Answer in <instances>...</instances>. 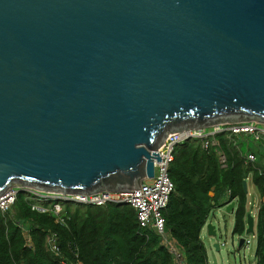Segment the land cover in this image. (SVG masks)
<instances>
[{
	"label": "water",
	"instance_id": "1",
	"mask_svg": "<svg viewBox=\"0 0 264 264\" xmlns=\"http://www.w3.org/2000/svg\"><path fill=\"white\" fill-rule=\"evenodd\" d=\"M243 123L264 126V0H0V197L139 190L170 134Z\"/></svg>",
	"mask_w": 264,
	"mask_h": 264
},
{
	"label": "trees",
	"instance_id": "2",
	"mask_svg": "<svg viewBox=\"0 0 264 264\" xmlns=\"http://www.w3.org/2000/svg\"><path fill=\"white\" fill-rule=\"evenodd\" d=\"M250 139L218 136L227 168L220 164L218 149L204 150L200 140L176 147L169 169L175 192L165 218L167 232L185 264H209L201 232L216 208L235 202L233 234L245 235L249 192L244 183L250 176L263 199L257 215L255 258L256 264H264V141L252 140L251 146L247 143ZM249 153L257 159L247 165ZM224 194L228 199L222 204ZM32 206L33 202L20 194L10 211H0V264H61L50 251V233L58 235L69 264H177L162 245V238L139 226L130 206L64 204L61 216L65 225L58 223L54 214L33 211Z\"/></svg>",
	"mask_w": 264,
	"mask_h": 264
},
{
	"label": "built area",
	"instance_id": "3",
	"mask_svg": "<svg viewBox=\"0 0 264 264\" xmlns=\"http://www.w3.org/2000/svg\"><path fill=\"white\" fill-rule=\"evenodd\" d=\"M258 126L259 124L257 123L227 124L215 126L211 129L188 130L170 134L163 147L158 151L161 160L155 164V177L143 182L139 190L132 192L104 191L93 195H67L64 193L46 192L33 187L13 188L0 197V211L3 213L10 211L17 202L18 196L27 194V199L33 202V211L42 214L52 213L57 217L58 223L65 225L66 221L61 216L64 211V204L93 207H106L108 205L130 206L135 210L139 226L159 235L162 238V245L167 247L175 256V261L185 264L183 254L177 249L167 232L165 218L171 195L175 192L169 169L174 161L176 147L190 140H200L203 143L204 150L218 149L220 164L222 168H227V157L223 151L219 150L218 136L228 134L248 137L256 142L264 141V127L260 129ZM256 159L254 154L249 153L246 156L247 165L255 163ZM250 179L251 176L247 182ZM52 202L54 203L51 204ZM259 210L260 207H257L256 218ZM256 236V234H253V238L256 239ZM243 237L246 239L244 246H249L251 241L246 238V233ZM49 248L56 257L61 259V264H69L63 257L59 246V237L56 233H50ZM72 252L76 257L79 256L77 249H73Z\"/></svg>",
	"mask_w": 264,
	"mask_h": 264
},
{
	"label": "rangeland",
	"instance_id": "4",
	"mask_svg": "<svg viewBox=\"0 0 264 264\" xmlns=\"http://www.w3.org/2000/svg\"><path fill=\"white\" fill-rule=\"evenodd\" d=\"M258 127L263 129L264 126L259 125ZM247 143L252 146V139L247 141ZM248 192L247 211L248 214L253 215L257 225L256 209L262 205L263 199L252 184L251 179L248 181ZM23 196L27 197V194H23ZM227 199V195L224 194L222 204ZM208 222L215 226L216 231L215 237L209 236L207 230L204 231L201 237L207 251L209 264H256V239L253 238V235H246V238L251 241L249 246L239 248L240 237L233 234L235 216L233 212H227V206L216 208L210 215ZM215 244H219V251ZM176 263L181 264L179 261H176Z\"/></svg>",
	"mask_w": 264,
	"mask_h": 264
},
{
	"label": "crops",
	"instance_id": "5",
	"mask_svg": "<svg viewBox=\"0 0 264 264\" xmlns=\"http://www.w3.org/2000/svg\"><path fill=\"white\" fill-rule=\"evenodd\" d=\"M228 198V197H227ZM223 199V198H222ZM222 203V202H221ZM209 222H207V224H208ZM207 224H206V226H207ZM206 226L203 228V230H202V232H201V237L203 236V233H204V231L205 230H207L206 229ZM255 229H256V220H255ZM208 232V231H207Z\"/></svg>",
	"mask_w": 264,
	"mask_h": 264
},
{
	"label": "clouds",
	"instance_id": "6",
	"mask_svg": "<svg viewBox=\"0 0 264 264\" xmlns=\"http://www.w3.org/2000/svg\"><path fill=\"white\" fill-rule=\"evenodd\" d=\"M255 231H256V229H255ZM256 234H257V232H256ZM244 236H245V235H244ZM241 238H243V236H242V237H240V239H241Z\"/></svg>",
	"mask_w": 264,
	"mask_h": 264
}]
</instances>
